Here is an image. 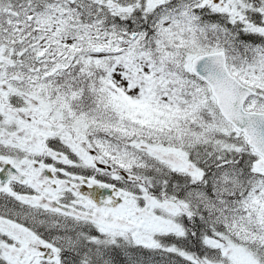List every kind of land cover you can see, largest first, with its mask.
I'll return each instance as SVG.
<instances>
[{"label": "snow or ice", "instance_id": "1", "mask_svg": "<svg viewBox=\"0 0 264 264\" xmlns=\"http://www.w3.org/2000/svg\"><path fill=\"white\" fill-rule=\"evenodd\" d=\"M0 264H264V0H0Z\"/></svg>", "mask_w": 264, "mask_h": 264}]
</instances>
